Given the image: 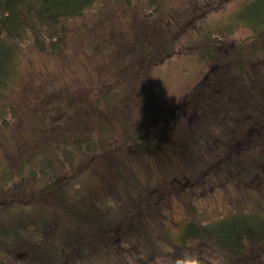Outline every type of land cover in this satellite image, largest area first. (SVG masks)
<instances>
[{
    "label": "rangeland",
    "instance_id": "obj_1",
    "mask_svg": "<svg viewBox=\"0 0 264 264\" xmlns=\"http://www.w3.org/2000/svg\"><path fill=\"white\" fill-rule=\"evenodd\" d=\"M105 1L109 7L97 20L103 22V36L112 42V46L120 44L121 40L126 43L124 36L134 28L131 24H135L136 20L137 24H142L144 21L140 22L138 16L149 18L153 11L145 9L142 0ZM164 1L162 7L167 8L168 12L189 11V18L184 19L182 25L165 21L160 35L152 36V39L159 37L161 41L157 42L158 39H155L154 42L162 44L156 51L147 45L149 59L144 60L145 62H133L129 58L131 51L127 47L128 44L126 43L127 48L121 46L120 54L117 55L121 67L118 75H114L109 68L110 62L100 61V56L96 57L94 55L97 54L90 52L89 45L93 42V33L89 29L85 32L83 24L71 27L73 31L68 32L61 42L62 50L59 55L40 53L41 48L32 46L31 42L30 47L18 42L17 46H20L17 55L20 57L16 58L9 53L2 63L11 66L0 71V94L10 74L15 80L19 78L22 70L20 66L19 70H16V64H23L24 67L30 64L27 67L30 70V80L36 82V86L38 84L39 89L49 95L55 97L65 85L70 90L65 100L51 99L55 105L59 102L58 106H66L68 111L77 116V126L72 128L68 137L62 134L57 138L50 133L51 137L41 140L40 143L45 142L48 146L52 142L59 147L62 139L72 138L80 130L82 134L92 130L89 135L94 141L100 140L98 153L102 154L98 157H75L72 161L62 163L64 168L53 163V170L62 178L61 181L50 183L47 178L56 175L50 176L52 170L47 168L44 176L20 178V185V180L11 174L17 170L21 161L19 146L25 143L16 142V137L23 131H19L16 125L6 130L7 140L0 143V230L11 231L14 227L13 230L18 231V236L14 234L16 241L7 246L4 252H0V264H91L88 258L94 259L95 264L100 262L98 258L106 260L107 264H186L192 260L198 264H220L223 260L219 259L220 255L212 243L181 242L184 236L183 226L192 218L187 209L191 208L195 214L192 220L204 224L212 220L209 223L214 229L243 219L251 223L259 216V197L252 193L246 198L244 196L256 187L264 186V143L260 145L264 120H258L254 127L260 134L247 130L248 120L242 124L238 123L240 119L243 120L244 115L249 116L245 106L249 108L250 97L253 98L256 94L264 96V93H261V85L256 80V74L264 71V0ZM164 1L153 0V4L159 5ZM55 2L56 0L53 4ZM200 3L206 6L207 10L198 5ZM184 16L180 15V21ZM171 25L172 27L167 29ZM253 27L255 31L252 30ZM222 34L226 35V42L216 39L213 43L214 36L218 38ZM39 36L43 39L42 34ZM247 36L249 37L246 43L239 46ZM259 40L262 45L258 43ZM55 46L58 48V43ZM84 46L86 51L83 50ZM5 48L6 44L0 43V51ZM133 50L136 51L134 46ZM238 50L245 53L242 64L235 60ZM105 55L108 56V52H105ZM61 59L77 60L76 63L81 64V70L78 68L79 71L73 72L63 69L64 62ZM98 64H105L104 69L94 73L92 67ZM215 64H221L225 73L229 70L237 72L243 66L244 82L240 85L241 88L232 81L228 91L217 89V84L224 85V75L220 76L218 83L209 82L210 77L212 81L214 76L219 74V65ZM26 82L27 79L19 82L15 93L20 90L22 92ZM98 83H103L106 88H111L117 93L118 99L112 101L111 110L104 107L102 99L99 100L96 95ZM81 84L87 85L74 91L73 86ZM209 86L211 91L215 92L209 99L205 98L210 92L204 93L202 97L198 95ZM247 90L248 99L244 96ZM148 93L154 95L155 102L147 99ZM40 99L41 97L38 103L45 100ZM145 99L150 104L148 108L142 107ZM203 112L208 113L206 117ZM172 113L176 115L175 119L180 118L182 121L175 135L170 129L169 118L166 119L167 115ZM223 114L231 115V121L218 122L215 115ZM214 124H218L220 128L225 127L228 136L229 130L231 131V140L234 141L226 148L218 150V144L207 140L208 129L213 128ZM148 129H165L166 138L170 142L175 140L173 143L166 141L173 148L175 143L189 152L197 149L194 152L195 157H190L188 161L183 158L177 161V164L182 166L186 161L197 167L190 171L193 179H189L188 183L184 181L182 188L176 179L168 185L162 183L163 179L168 178L169 172H172L171 167L167 166L168 171L165 168L162 172V167L157 168L162 163L164 153L172 152L168 145L163 146L159 154L141 151L135 154V157H139L144 163L143 171L139 167H125L120 170L126 148L134 144L129 139L130 134ZM57 132L61 133L59 129ZM195 136L199 139L198 143H193ZM27 142L33 145L32 139ZM233 143H239V146H233ZM239 156L242 162L235 168ZM82 157L83 160H80ZM178 158L180 157L177 156L176 159ZM148 159L151 161L148 162ZM125 161L134 164V158L131 156ZM80 164H83L81 170L84 168L85 172L79 171ZM221 164H229L235 169L224 176L219 172ZM176 166L172 165L173 168ZM163 167H166V164ZM131 170L142 182L148 179V186L143 191L139 189L134 192L129 189L133 193V200L131 203L126 202L124 208L135 205V202L137 205L141 204L139 207L144 213L142 217L147 219L144 223L146 226L141 223L140 216L136 222L137 228H132V224L129 227L127 222L121 224L114 220L96 235L94 228L84 229L81 220L67 212L60 204L59 190H65L64 185L70 179V182H83V194L93 197L95 202H110L109 206L115 207L124 193L119 172L129 177L132 175ZM6 179L7 181H4ZM182 192L186 194L178 196ZM189 193L192 196H188ZM144 196L146 199L138 202L139 198ZM233 204L238 205L242 211L234 212ZM77 208L84 212L95 210L86 199ZM98 243L105 246L102 256L97 254ZM235 262L264 264V243L249 244Z\"/></svg>",
    "mask_w": 264,
    "mask_h": 264
},
{
    "label": "trees",
    "instance_id": "obj_2",
    "mask_svg": "<svg viewBox=\"0 0 264 264\" xmlns=\"http://www.w3.org/2000/svg\"><path fill=\"white\" fill-rule=\"evenodd\" d=\"M53 2L54 0H0V43L3 42L6 44V48L0 51V71L10 68L11 64H2L7 59L9 53H12V55L16 58L20 57L17 55L20 46H17L18 42L20 44H26L28 47H30L29 43L31 42L32 46L41 48L39 50L40 53H47L51 56H54L55 54L59 55L62 50L61 42H63V40L66 38L68 32L71 33L73 31V29L71 30V27L75 28L77 25L81 26V24H83V30L85 32L87 29H89V31L93 33V42L91 45H89L90 52L92 54H97L94 55L96 57L100 56V61L110 62L108 64L109 68L114 72V75H118V73L121 71V67L117 55L120 54L121 46L124 48L126 47V43L128 44L127 47H129L131 51L129 58L133 62H145L144 60L149 59V56L147 55V45L149 47H153V50L156 51L157 47L162 44L157 43L161 41L159 37L152 39V36L160 35L163 23L167 21V23L170 22L171 24L175 25L180 23L182 25V21L186 18H189V15L187 14L189 11H185L184 13L168 12L167 8L162 7L165 4V1L159 5H154L153 0H142V4L145 9H153V11H151V17H140L139 15L138 19L140 22H144L142 24H137L138 21L136 20L135 24H131V26L134 28L131 33H128L126 36H124L126 43L124 40H121L120 44L112 46V42L107 41L106 37L103 36L105 35L103 34V22L97 20L98 17L105 14V10L107 7H109L105 0H56L54 4ZM128 5L129 4H127V7ZM198 5H201L204 10H207V7L202 5V3ZM128 9H125V11L127 12ZM180 15H185L181 21ZM167 26L168 24H166V27ZM171 27L172 25L167 29H170ZM252 30L255 31V28L253 27ZM41 34L43 35V39L39 36ZM155 39H158L156 43L154 42ZM56 43H58V48L55 46ZM245 43L246 42L240 43L239 46H242ZM258 43L262 45L260 40ZM133 46L136 48V51L133 50ZM83 50L86 51V46H84ZM105 52H108V56L105 55ZM133 54L135 57L132 58ZM79 55H81V53ZM242 59H245V53L238 50L235 60L237 63L242 64ZM16 60L14 61V64L17 63ZM61 61L64 62V64H62L63 69H70L73 72H77L81 68V64L76 63L77 60L69 59L68 61H64L61 59ZM28 65L30 64H26L25 67L23 64L15 65L16 70H19V66L22 70L19 78L15 80L13 75L10 74L5 88L0 94V143L2 144L7 140L8 135L6 130L10 128V126H18L20 129L19 131L22 129L23 133L21 134L19 132L20 136L17 135V137L13 133L12 136L14 139L16 137V142L20 141V143H25L26 145L21 144L19 146V150L21 152V161L17 170L11 175L16 176L17 180H20L18 183L21 185L22 177L30 178L37 177L39 175L44 176V174H46L45 170L47 168H51L52 172L50 176L53 174L56 176L50 178L48 177L47 180L50 183H55L56 181H61L62 178L58 176L53 170V163H57L61 168H64L62 163L72 161L75 157H98L100 154H102L98 153L100 140L98 139L94 141L90 137L89 134L92 130H87L84 134H82V131L80 130L79 133L74 137L67 140L62 139L61 146L59 147H57L52 142L48 146L45 145V142L40 143L41 140H45L52 135L57 138H59L62 134L63 136L67 135L68 137V135L72 132V128L77 126L76 122L78 118L75 114L68 111L66 106L61 108L58 106L59 102L57 105L52 102V99L65 100V96L69 95L68 92L70 93L69 88L65 85V88L61 89L55 97L53 95H49L43 90H40L39 85L37 84L36 86V82L30 80V70L27 69ZM104 65L105 64H98L96 66L93 65V72H100V69H104ZM216 65H219V74L214 76L212 81L210 77L209 82L218 83L221 79L220 76L224 75V81L222 80L224 85L217 84L219 85L217 86V89H224L228 91L229 86L233 84L232 81L236 82L238 87L243 84V66H241L237 72L229 70L227 73H225L221 68V64H215V66ZM256 77L258 78L257 80L260 81L259 83L261 85V93H264V71L261 73L258 72ZM26 79L27 82L25 83V86L22 87L23 91L21 92L20 90L19 92L15 93L19 86V82H22ZM86 85L87 84L73 86L74 91L79 87ZM95 90L98 99H102L104 107H108V110H111L112 101L118 99L116 97L117 93L113 92L111 88H106L103 83H98ZM206 92H210V94H208L205 99H209L210 96L215 94L214 91H211V86H209L207 89L203 90L202 93H198V95L202 97ZM244 93H247L244 94V96L246 99H248V90ZM147 96V99H151L155 102L156 99L152 93H148ZM40 97V100H45L38 103V99ZM147 99H145V103L142 105V107L144 106L148 108L150 105ZM263 101L264 96H258L256 94L253 98L250 97L249 108L245 106L249 116L247 117L244 115L243 120L240 119L238 124H242L243 121L248 120V122H246L247 130L250 129L253 132L260 134V131L254 129V127H256L258 124V120H264ZM207 114L208 113L203 112L204 117H206ZM228 114L215 115L217 117L216 120L218 122L225 120V123H227L228 120L231 121L232 118V116ZM174 116L176 115L172 113L168 114L166 117L167 120L169 118V126L173 135L177 133L178 125L182 123L180 118L175 119ZM262 125L264 128V122H262ZM58 129L61 131V133L57 132ZM229 132L230 135L228 136L225 127L220 128L218 124H214L213 128L208 129L209 135L207 140H212L215 142V144H218V150H220L219 148H226L231 142L234 141L231 140L233 137L230 130ZM38 134H40L39 137ZM262 134L263 139L260 143L261 146L262 143H264V132ZM29 139L33 140V145L27 142ZM129 139L133 141L134 144L126 148V154L124 153L123 155V161H121L120 170L125 167L135 169L139 167L142 169L141 171H143L144 163L142 159L135 157V154L138 151L159 154L160 151L163 150V146L168 145L171 147L170 150L172 152L169 154L164 153L163 157L161 158L162 163L159 164L157 168L162 167L160 171L162 172L165 170V168H167V166H169L172 168V172H169L168 178L163 179L162 183L168 185L173 179H176L179 181V187L182 188L184 181L188 183L189 179H193L191 178L192 174L190 171L197 167L193 163L186 161H188L190 157H195L194 152H196L197 149L189 152L187 150H183L184 147H178L175 143L174 146L177 149L173 148L168 143H173L175 140L170 142L166 138L165 129H158L155 131L148 129L143 132L141 131L135 134L133 133L130 134ZM197 140L199 139H197L195 136L193 143H198ZM236 144L237 143H233V146ZM16 146L18 147V145ZM237 146H239V143ZM122 147L124 146L122 145ZM130 156L134 158V164H132L130 161H125V159ZM177 156L180 158L176 159ZM83 157L80 158V160H83ZM182 158L186 160L184 166L177 164V161H180ZM149 161H151V159H148V162ZM241 162L242 159L241 156H239L238 161L235 163V168H237ZM165 164L166 167H163ZM173 164H176L177 166L173 168ZM82 165L83 164L78 165L79 171L85 172L84 168L81 170ZM96 167L98 166L96 165ZM30 168L32 170H27ZM235 168L230 167L229 164H221L219 172L225 176V174L231 173V170ZM207 170L206 173H208ZM131 174L132 175L128 177L125 174L119 172L124 193L123 195L121 194L122 196L116 202L115 207H110V202H95L93 197L83 194V182H70V179H68V183L64 185L65 190H59L60 204L67 212L77 216L81 220L84 229L94 228L96 235H99L104 227L106 225H110L114 220L120 222L121 224L127 222L129 227L132 224V228H137L138 224L136 222L139 221V216L141 223L144 224L147 221L146 218L144 219L142 217L144 213L140 211L141 209L139 206L141 204L137 205V202H135V205L127 209H125L124 206L126 202L133 200L131 197V195L133 196V193L129 189H133L134 192L138 191L139 189V191H143L148 186V179H145V181L142 182V179L138 177L133 172V170H131ZM242 174L243 176L246 175L244 172ZM179 175L181 176L179 177ZM64 176L68 177L66 175ZM4 181H7V179ZM7 188H9V186H7ZM263 190L264 186L263 188L258 186L244 196V198H246L252 193L257 195L260 199V206L258 208L260 210L259 216H257L256 220L251 223H248L243 219L238 220L231 225L221 226L214 229L209 223L212 220L205 224L192 220V218H195V214L193 211H191V208L187 209V211L192 214V218H190V221L185 222L183 226L182 233L184 236L181 242H210L213 244L216 252L220 255L219 259L223 260V263L220 264H231V262L236 264L235 260L241 257V254L244 253L249 244L264 243ZM70 192H74V194H70ZM185 194V192H182L178 194V196ZM188 196H192V194L189 193ZM85 199L91 207L95 208V210H88L87 212H84L81 208H77L83 204ZM145 199V196L139 198L138 202ZM151 199L153 200V198ZM154 200L156 201V199ZM160 207L165 208L164 205H160ZM233 207L235 209L234 212L242 211V209L236 204H233ZM13 228L14 227L11 228V231L4 229L0 230V252H4L7 246H11V244L16 241L14 234L18 236V231L13 230ZM138 237L139 235H137V238ZM80 246L82 247V245ZM54 248L56 250L55 243ZM104 248L105 246H103L102 243H98L99 252L97 254L101 255L102 251H105ZM88 260H91V264H95L94 259L88 258ZM98 260H100V262L97 264H107L106 260H102L100 258H98ZM186 264H189V262L187 261Z\"/></svg>",
    "mask_w": 264,
    "mask_h": 264
},
{
    "label": "clouds",
    "instance_id": "obj_3",
    "mask_svg": "<svg viewBox=\"0 0 264 264\" xmlns=\"http://www.w3.org/2000/svg\"><path fill=\"white\" fill-rule=\"evenodd\" d=\"M189 264H196L194 260L190 261Z\"/></svg>",
    "mask_w": 264,
    "mask_h": 264
}]
</instances>
